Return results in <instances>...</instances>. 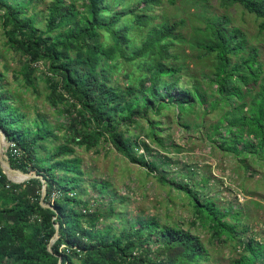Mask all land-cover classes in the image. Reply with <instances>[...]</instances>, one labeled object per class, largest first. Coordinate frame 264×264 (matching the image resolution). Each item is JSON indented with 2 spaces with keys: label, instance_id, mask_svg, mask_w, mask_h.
<instances>
[{
  "label": "trees",
  "instance_id": "1",
  "mask_svg": "<svg viewBox=\"0 0 264 264\" xmlns=\"http://www.w3.org/2000/svg\"><path fill=\"white\" fill-rule=\"evenodd\" d=\"M33 2L0 0L3 28L21 57L19 85L38 94L45 82L56 120L30 116L0 69V127L22 151L8 150L10 163L46 179L43 201L54 208L42 204L41 178L14 182L0 160V264H208L218 244L239 246L234 264H264V234L246 236L244 207L219 190L226 181L189 163L174 137L234 159L241 191L257 173L264 182L260 39L232 17L242 7L262 33L264 0H49L44 28ZM188 2L226 11L182 15ZM108 146L171 189L192 215L187 223L140 213L110 178L88 181L80 152Z\"/></svg>",
  "mask_w": 264,
  "mask_h": 264
},
{
  "label": "rangeland",
  "instance_id": "2",
  "mask_svg": "<svg viewBox=\"0 0 264 264\" xmlns=\"http://www.w3.org/2000/svg\"><path fill=\"white\" fill-rule=\"evenodd\" d=\"M8 1L10 4H14L22 0ZM47 2H49V0H34L32 4L33 9H36L35 16L38 18V22H41L39 24L40 28L45 27L44 17L47 13ZM224 11L226 10L219 8V6L216 5L208 3L194 5L192 2H188L182 5L181 13L182 15H189V13L197 12L199 15L206 17L207 15L221 14L224 13ZM43 13H45L44 16ZM232 17L236 24L243 26V28L249 33L256 35L259 34L260 41L258 40L256 43L259 46L261 57L264 60V31L259 33L260 20L255 15L243 11L242 7L234 8ZM21 66V57L18 56L16 51L7 43V37L3 28V10L0 8V69H3L6 72L11 86H19L18 88L22 97L31 104V108L25 107V110H28L27 112L30 116H36L38 115V112H40L41 114L45 113L52 120H56V115L51 112L49 106H45L44 92L47 90L45 82L39 81L38 87L40 91L38 94L32 89L25 87L21 88L19 85L20 81L16 79L14 70H19ZM5 67H7V69ZM121 73L122 72H116L114 79L125 82V78ZM19 76L20 74L17 78H19ZM183 135L186 134H175L174 137H176V142H179L184 147V153L189 152V154H191L185 155L188 156L186 160L190 163L189 159H192V162L200 169H203V171H209L219 179L223 178L226 181V183L222 184L219 190L221 194L226 197V200L229 201L231 198H237L238 202L244 207V213L248 218L246 220L250 226L246 236H248V238H256L257 240L263 239L264 182L261 173H257L254 178L249 180L250 182L248 187H246V192L241 191V187L237 184L238 174L234 170L236 164L234 159L229 156H223L222 158L224 159L220 160L221 155L211 151L212 149L208 144L199 140L186 143L184 140L185 138H181ZM8 142L9 140L6 137V154L9 157L8 150H10V144ZM108 147L95 153L93 151L80 152V155L84 157L85 166L89 168V173L86 175L88 181H90V178L100 175L105 178H110L109 180L115 184V189L117 191L128 192L129 196L132 197V206L135 205L140 207V213L144 215L156 214L164 220L167 219V214H174L175 218L177 217L181 222L187 223V218H191L192 215L186 209L183 201L174 196L171 189L162 186L154 176L148 174L144 167L128 162L121 154L111 149L112 147ZM161 162L164 163L163 159H160V163ZM171 166L176 171L177 160H173ZM31 173H37V171H32ZM25 181L18 183H23ZM126 182L129 183L125 184ZM120 204H122V202L119 198L116 202L117 207H119ZM169 205H174L173 207L175 208L173 209ZM168 206L170 209L166 208ZM201 236L204 238L205 242L211 246L209 242L210 234L202 231ZM235 248L236 247H233L231 244H218L216 246H211L212 257L208 264H234V260L240 257L237 253H241V251L238 250L239 246L236 249Z\"/></svg>",
  "mask_w": 264,
  "mask_h": 264
},
{
  "label": "water",
  "instance_id": "3",
  "mask_svg": "<svg viewBox=\"0 0 264 264\" xmlns=\"http://www.w3.org/2000/svg\"><path fill=\"white\" fill-rule=\"evenodd\" d=\"M5 139H6V134H5L4 130L0 127V160H1L2 168H3L4 172L6 173V175L8 176V178L14 182H21V181L14 179L11 173H18V174L25 175L26 178L23 181L31 179L33 177L41 178V180L43 182L42 204L45 206H51L54 208L53 205L47 204L43 201L45 196H46V193H47L46 179L43 178L41 175H38L37 173H31V172L27 173V172L22 171L21 169L13 167L9 161L8 155L6 154V148L7 147H6ZM56 228H57V232H56L55 236L52 238L51 242L49 243V250L50 251H52L53 243L59 237V234H58L59 224H56ZM59 264H61V262H59Z\"/></svg>",
  "mask_w": 264,
  "mask_h": 264
},
{
  "label": "built area",
  "instance_id": "4",
  "mask_svg": "<svg viewBox=\"0 0 264 264\" xmlns=\"http://www.w3.org/2000/svg\"><path fill=\"white\" fill-rule=\"evenodd\" d=\"M10 144V151L12 152V155L15 158H20L22 155V151L21 149L17 146V144L14 141H9L8 142ZM7 187H10V185H8ZM56 193H54L53 198L56 197Z\"/></svg>",
  "mask_w": 264,
  "mask_h": 264
},
{
  "label": "bare ground",
  "instance_id": "5",
  "mask_svg": "<svg viewBox=\"0 0 264 264\" xmlns=\"http://www.w3.org/2000/svg\"><path fill=\"white\" fill-rule=\"evenodd\" d=\"M11 174L14 179L21 181V182L26 178V176L22 174H18V173H11Z\"/></svg>",
  "mask_w": 264,
  "mask_h": 264
}]
</instances>
